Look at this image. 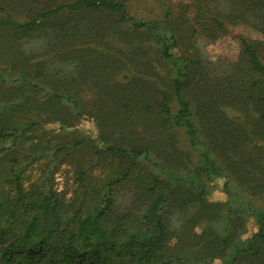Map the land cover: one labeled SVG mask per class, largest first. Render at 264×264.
I'll use <instances>...</instances> for the list:
<instances>
[{
	"label": "trees",
	"instance_id": "1",
	"mask_svg": "<svg viewBox=\"0 0 264 264\" xmlns=\"http://www.w3.org/2000/svg\"><path fill=\"white\" fill-rule=\"evenodd\" d=\"M155 1L0 0V264H264V0Z\"/></svg>",
	"mask_w": 264,
	"mask_h": 264
},
{
	"label": "rangeland",
	"instance_id": "2",
	"mask_svg": "<svg viewBox=\"0 0 264 264\" xmlns=\"http://www.w3.org/2000/svg\"><path fill=\"white\" fill-rule=\"evenodd\" d=\"M131 13L143 20H158L162 19L164 8L155 0H128ZM239 32L247 38L260 39L261 37L247 28H241ZM236 45L230 39H221L216 44L208 48V52L212 60H216L219 56L225 55L230 58L236 56ZM79 129L90 135L92 138L98 137V131L93 123L83 122ZM72 174L68 168H64L56 178V188L59 192L70 191L72 185ZM210 200L212 202H218L224 200V195L218 188L210 187ZM253 230V226L250 227V231Z\"/></svg>",
	"mask_w": 264,
	"mask_h": 264
}]
</instances>
